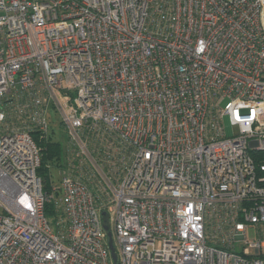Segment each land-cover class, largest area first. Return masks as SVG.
<instances>
[{"label": "built area", "instance_id": "obj_1", "mask_svg": "<svg viewBox=\"0 0 264 264\" xmlns=\"http://www.w3.org/2000/svg\"><path fill=\"white\" fill-rule=\"evenodd\" d=\"M0 264H264V0H0Z\"/></svg>", "mask_w": 264, "mask_h": 264}, {"label": "trees", "instance_id": "obj_2", "mask_svg": "<svg viewBox=\"0 0 264 264\" xmlns=\"http://www.w3.org/2000/svg\"><path fill=\"white\" fill-rule=\"evenodd\" d=\"M55 123V115L48 136H42V133L35 132L34 138L37 141L41 149V166L39 168V175L41 176L45 189L50 191L54 183L53 170H57L61 167H66L65 160V146L63 142L57 138L55 128L52 126ZM60 133V132H59ZM69 154V153H68ZM78 163V159H74L73 163ZM46 214L49 217H59L60 211H58L52 203L46 207Z\"/></svg>", "mask_w": 264, "mask_h": 264}, {"label": "rangeland", "instance_id": "obj_3", "mask_svg": "<svg viewBox=\"0 0 264 264\" xmlns=\"http://www.w3.org/2000/svg\"><path fill=\"white\" fill-rule=\"evenodd\" d=\"M226 123V128L228 130V135L231 136L233 135L231 129L229 128V122L228 119L226 118L225 120ZM55 128L56 133H58L57 138L63 142L64 146H65V160L68 157V139L66 138L65 132H64V128L62 126H60V120L58 118H55V123L52 125ZM60 132V133H59ZM61 175H60V171L57 170H53V179H54V183H58L60 181Z\"/></svg>", "mask_w": 264, "mask_h": 264}, {"label": "water", "instance_id": "obj_4", "mask_svg": "<svg viewBox=\"0 0 264 264\" xmlns=\"http://www.w3.org/2000/svg\"><path fill=\"white\" fill-rule=\"evenodd\" d=\"M109 236L111 238V233L109 234ZM110 248L112 250L113 257L116 258V254H115V250H114V247H113L112 240H110Z\"/></svg>", "mask_w": 264, "mask_h": 264}]
</instances>
